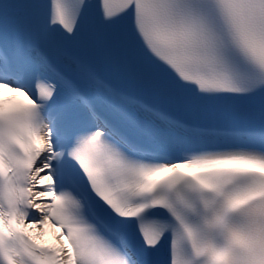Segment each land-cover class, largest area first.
Returning a JSON list of instances; mask_svg holds the SVG:
<instances>
[{"label":"snow or ice","instance_id":"6c2138e0","mask_svg":"<svg viewBox=\"0 0 264 264\" xmlns=\"http://www.w3.org/2000/svg\"><path fill=\"white\" fill-rule=\"evenodd\" d=\"M0 264H264V0H0Z\"/></svg>","mask_w":264,"mask_h":264}]
</instances>
